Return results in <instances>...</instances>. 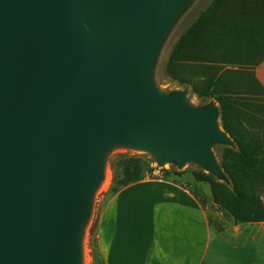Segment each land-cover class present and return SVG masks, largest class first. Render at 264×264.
Instances as JSON below:
<instances>
[{"label": "water", "instance_id": "1", "mask_svg": "<svg viewBox=\"0 0 264 264\" xmlns=\"http://www.w3.org/2000/svg\"><path fill=\"white\" fill-rule=\"evenodd\" d=\"M188 0H0V264H80L81 231L109 145L163 165L232 145L214 105L164 97L155 47Z\"/></svg>", "mask_w": 264, "mask_h": 264}, {"label": "trees", "instance_id": "2", "mask_svg": "<svg viewBox=\"0 0 264 264\" xmlns=\"http://www.w3.org/2000/svg\"><path fill=\"white\" fill-rule=\"evenodd\" d=\"M263 62L264 0H212L174 45L166 65L168 78L180 84L187 83L180 76L186 67L205 74L202 84H192L193 91L221 106L222 127L237 147L224 155L222 168L229 182H219L213 175L200 181L210 185L214 204L230 224L264 222V88L255 77L252 82L243 77L244 88L235 93L223 95L221 86L229 75H246L245 70ZM155 163L146 156L118 155L111 161L110 195L146 180L155 172ZM163 174L160 178L175 183L183 176L166 170ZM90 246L93 264H105L95 238Z\"/></svg>", "mask_w": 264, "mask_h": 264}, {"label": "crops", "instance_id": "3", "mask_svg": "<svg viewBox=\"0 0 264 264\" xmlns=\"http://www.w3.org/2000/svg\"><path fill=\"white\" fill-rule=\"evenodd\" d=\"M245 71L246 75H229L220 93L243 89V77L251 82L255 77L264 88V62ZM204 75L189 66L180 72L187 83H175L193 91L191 85L201 84ZM110 188L103 195L95 227L105 264H264V222L230 224L223 212L210 218L191 186L160 177L131 184L114 195Z\"/></svg>", "mask_w": 264, "mask_h": 264}, {"label": "rangeland", "instance_id": "4", "mask_svg": "<svg viewBox=\"0 0 264 264\" xmlns=\"http://www.w3.org/2000/svg\"><path fill=\"white\" fill-rule=\"evenodd\" d=\"M210 1L211 0H188L181 8H179L176 11L174 16L170 19L169 23L164 29L155 47L149 66V78L153 85V88L157 93L161 94L164 97H169L178 93H185V102L189 107L193 109H205L210 105H214L216 107L217 101L215 99H203L199 97L194 91H191L188 88L185 89L183 86L181 88V86H179L177 83L169 80L166 74V65L170 56L171 49L174 46L175 42L193 22L194 15H196V13L200 10V8H202L201 11L204 10L207 4H209L208 2ZM244 79H246V77H244ZM246 81L247 80H245V82ZM216 110L218 111V117L216 123L219 129L222 130L223 127L220 118V109L216 107ZM228 149L235 150L237 149V147L234 142L232 145H227L218 142H214L209 145V151L211 152L215 163L218 165V167L222 169L223 173L224 170L222 168V164L224 161L225 152ZM124 154L130 156H139V157L146 156L151 159H155L151 153L133 148L127 144H121L119 149L110 150V151L107 150L105 152L104 154V160L106 165L105 167L111 174L110 183L106 190L99 192L94 198H92L90 221L81 231V246L83 249V258L84 256L87 257L90 260L91 264H93V259L91 256L90 245L92 243V239L95 238L96 236L95 227L98 217L102 210V206L104 202L103 195L108 191L113 180V170H112L111 161L115 159L118 155H124ZM153 167L155 169V172L151 175H148L147 179L153 177H164L165 175L163 174V170L183 173V176L178 177L177 181H179L181 184H187L191 186V188L197 191L200 197H202L208 215L210 217H213L216 216L217 213L222 212L219 209V207L217 208L216 205L214 204L210 185L208 183L200 181V178L213 175L214 178H216L219 182H225L220 177H217L216 175H214L213 173L206 170L201 165H199L198 163L192 160H188L184 163L183 166H180L179 163L174 158H170L163 165H160L156 161ZM172 179L175 180V178Z\"/></svg>", "mask_w": 264, "mask_h": 264}, {"label": "bare ground", "instance_id": "5", "mask_svg": "<svg viewBox=\"0 0 264 264\" xmlns=\"http://www.w3.org/2000/svg\"><path fill=\"white\" fill-rule=\"evenodd\" d=\"M120 145L118 144H113V145H109L107 150L110 151V150H116V149H119ZM105 160L103 161V164H102V168H101V174L103 176V179L98 183L96 184L92 190H91V195H90V198L92 200V198H94L99 192L101 191H104L107 189L109 183H110V178H111V174L110 172L106 169L105 167ZM108 183H107V181ZM90 217H91V212H90V215L88 216V218L84 221L83 225H82V228L84 229L85 226L89 223L90 221ZM81 254H82V258H81V261H80V264H91L90 263V260L84 256L83 258V249H82V246H81Z\"/></svg>", "mask_w": 264, "mask_h": 264}]
</instances>
